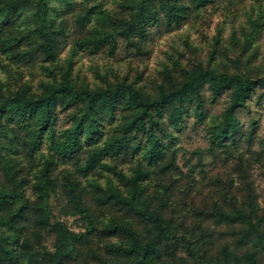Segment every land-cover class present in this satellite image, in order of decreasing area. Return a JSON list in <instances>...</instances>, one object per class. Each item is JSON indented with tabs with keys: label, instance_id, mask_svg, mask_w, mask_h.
<instances>
[{
	"label": "trees",
	"instance_id": "trees-1",
	"mask_svg": "<svg viewBox=\"0 0 264 264\" xmlns=\"http://www.w3.org/2000/svg\"><path fill=\"white\" fill-rule=\"evenodd\" d=\"M258 90L264 0H0V264H264Z\"/></svg>",
	"mask_w": 264,
	"mask_h": 264
},
{
	"label": "rangeland",
	"instance_id": "rangeland-1",
	"mask_svg": "<svg viewBox=\"0 0 264 264\" xmlns=\"http://www.w3.org/2000/svg\"><path fill=\"white\" fill-rule=\"evenodd\" d=\"M167 34L159 35L155 34L153 40L150 43V46L154 48L155 52H158V48L161 47L164 43L161 41L165 40V37ZM165 42V41H164ZM162 44V45H161ZM122 44V51H124ZM260 91L258 90L255 92L252 96V98L248 101L247 107L242 109L239 112V117L241 121L245 123H250L253 119L259 121V128H261V131L264 130V95L260 96ZM225 100V97H223L214 107L215 110H219L223 101ZM181 143L183 145V149L180 150L178 160L181 164V166L184 168V171L186 172L189 167L196 166L198 164V156L197 154H194L195 149L198 147H202L207 145V141L202 137L200 134V131L198 128H192L190 127L188 130L184 131ZM204 160V173L202 172V167H198L196 170V175H201L208 177V182L217 179L214 175L220 172L221 167L220 165L213 160L212 156L209 155L207 152L203 156ZM191 160L190 164L187 165V160ZM187 165V166H186ZM200 173V174H199ZM201 176V177H202ZM257 189L258 193L260 194V200H263L264 198V177L258 176L257 180ZM52 205L55 211H57V199L56 197L52 198ZM70 222L73 223L74 221L70 219ZM80 228V226H78Z\"/></svg>",
	"mask_w": 264,
	"mask_h": 264
}]
</instances>
